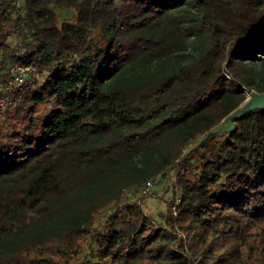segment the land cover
<instances>
[{
    "label": "trees",
    "instance_id": "trees-1",
    "mask_svg": "<svg viewBox=\"0 0 264 264\" xmlns=\"http://www.w3.org/2000/svg\"><path fill=\"white\" fill-rule=\"evenodd\" d=\"M18 1L0 264H264V106L235 116L264 94V0ZM14 63L39 80L6 90ZM170 172L159 217L128 202Z\"/></svg>",
    "mask_w": 264,
    "mask_h": 264
},
{
    "label": "rangeland",
    "instance_id": "rangeland-1",
    "mask_svg": "<svg viewBox=\"0 0 264 264\" xmlns=\"http://www.w3.org/2000/svg\"><path fill=\"white\" fill-rule=\"evenodd\" d=\"M61 16H64V12H61ZM17 44L16 40L12 41V45ZM251 96L247 93V99L244 103V107L250 104ZM174 173L170 172L166 179L157 180L153 188L146 196L140 197V207L147 215L153 217H159L165 212L168 201L174 189ZM130 203V201H128Z\"/></svg>",
    "mask_w": 264,
    "mask_h": 264
},
{
    "label": "built area",
    "instance_id": "built-area-1",
    "mask_svg": "<svg viewBox=\"0 0 264 264\" xmlns=\"http://www.w3.org/2000/svg\"><path fill=\"white\" fill-rule=\"evenodd\" d=\"M21 1V0H19ZM17 2V5L19 3ZM11 80L9 81L6 90L21 89L24 86L31 83L33 80H39V74L35 67L32 66H22L18 63H14L9 69ZM6 103L0 99V108L3 109ZM157 181V178L147 181L141 188L136 198H132L130 203L136 202L140 205V197L146 196L150 193V190L153 188Z\"/></svg>",
    "mask_w": 264,
    "mask_h": 264
},
{
    "label": "water",
    "instance_id": "water-1",
    "mask_svg": "<svg viewBox=\"0 0 264 264\" xmlns=\"http://www.w3.org/2000/svg\"><path fill=\"white\" fill-rule=\"evenodd\" d=\"M251 96V101L250 104L247 106V108L240 113L235 114V116H241L243 114L249 113L255 108H260L264 106V94L259 95L254 93L253 91H248L247 92ZM230 121V119H228Z\"/></svg>",
    "mask_w": 264,
    "mask_h": 264
}]
</instances>
